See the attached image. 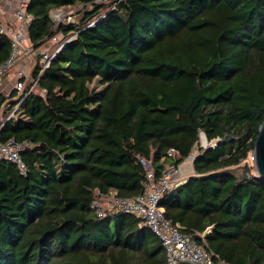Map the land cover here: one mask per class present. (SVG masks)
Listing matches in <instances>:
<instances>
[{
  "label": "trees",
  "instance_id": "1",
  "mask_svg": "<svg viewBox=\"0 0 264 264\" xmlns=\"http://www.w3.org/2000/svg\"><path fill=\"white\" fill-rule=\"evenodd\" d=\"M77 4L92 10L55 27L50 10ZM30 11L36 47L77 35L0 130L2 142L31 143L27 174L0 159V264H164L138 217L96 214L94 190L139 194L142 159L159 175L202 131L221 141L200 148L195 175L164 196L165 214L203 244L210 228L204 245L230 264H264V178L228 171L264 121V0H31ZM10 52L0 36V64ZM17 95L0 92V108L13 110Z\"/></svg>",
  "mask_w": 264,
  "mask_h": 264
},
{
  "label": "built area",
  "instance_id": "2",
  "mask_svg": "<svg viewBox=\"0 0 264 264\" xmlns=\"http://www.w3.org/2000/svg\"><path fill=\"white\" fill-rule=\"evenodd\" d=\"M16 8L12 16L5 21H0V36L7 37L11 42L9 57L0 64V89L4 88L8 79L12 77L13 88L17 91V104L14 108L15 116L27 97L37 88L39 80L44 75L51 61L62 50L64 45L72 40L76 34L65 35L62 31L54 34L48 40L56 42L57 45L36 47L29 36V28L34 19L30 11L31 0H16ZM67 7H56L50 11V16L55 22V27L60 22L65 23L66 18L72 16L66 14ZM93 21L89 26L93 25ZM39 58V60H38ZM35 65L33 70L29 69L31 62ZM40 65L39 71L35 72ZM45 94L46 90L42 89ZM9 117V118H11ZM6 120L0 123V130ZM202 133V132H201ZM31 146L29 141H16L9 139L6 142L0 141V159H7L16 163L22 174H27L28 165L23 159L22 151ZM179 150L171 148L169 156L175 157ZM195 153L190 154L179 164H168L161 174H157L151 162L142 159L147 167V175L142 185V191L132 197L118 195L116 189L102 192L96 188L95 197L91 207L100 217L112 213L133 214L141 220V224L148 227L157 235L166 253L164 264H178L180 261H190L197 264H230L218 254L209 251L205 244V237L210 232L208 228L203 233H198L201 243L195 234L187 232L180 223H174L165 214V207L162 205L164 196L174 187L182 185L193 170L192 162ZM184 165H190L191 171H183Z\"/></svg>",
  "mask_w": 264,
  "mask_h": 264
},
{
  "label": "rangeland",
  "instance_id": "3",
  "mask_svg": "<svg viewBox=\"0 0 264 264\" xmlns=\"http://www.w3.org/2000/svg\"><path fill=\"white\" fill-rule=\"evenodd\" d=\"M68 8V10H66V14L67 15H71L73 17V20L76 22L74 24H79L83 19H84V14L86 11H91L92 10V7L88 6V7H85L84 5L82 4H77V5H73V6H66ZM54 24H56L55 22H53ZM61 23V22H60ZM58 23V24H60ZM77 35V33H75ZM45 45H48V46H53V45H57V43L54 41H50V40H47L42 46L45 47ZM34 61L31 62L30 64V67L29 69H31V71L33 70L34 68ZM39 90V88L36 89V91ZM2 93H5L6 95H10L12 92H14V88H13V84L11 82V86H9L7 89H4L3 91H1ZM14 114V109L13 110H10L9 109V106L8 105H3L2 108H0V123L4 120L8 121L12 115ZM17 114H15L16 116ZM210 142V143H209ZM208 143H206L203 138L199 140V142L194 146V150L192 153H195V155H197L200 151V148L201 147H206L208 148L211 144H212V141H209ZM202 144L204 145H207V146H202ZM248 161L249 164L251 165L252 167V170L253 172H255L256 168H255V164H254V160L252 158V152H250L249 156L247 157V159L243 160L242 163L240 165H244V163ZM192 165H193V162H192ZM235 175H242L243 173V170L241 168H238L237 170H234L233 171ZM190 175H195V171H194V168L191 172V174H189L186 179H188V177Z\"/></svg>",
  "mask_w": 264,
  "mask_h": 264
},
{
  "label": "water",
  "instance_id": "4",
  "mask_svg": "<svg viewBox=\"0 0 264 264\" xmlns=\"http://www.w3.org/2000/svg\"><path fill=\"white\" fill-rule=\"evenodd\" d=\"M65 23L74 24L76 22L73 20V17H71V18H66ZM203 137L205 138L207 142L209 141L207 134L204 131H202L200 135L201 139ZM230 140L231 138L228 136L224 138V141H230ZM220 141H221V138L212 140V144L209 147L210 148L216 147ZM202 146H207V145L202 144ZM252 158L254 160V164L256 168L255 172H253L252 167L248 161H246L244 165H238L236 167L228 169V171L234 174L233 172L234 170L241 168L243 170L242 175H238V176L236 175L239 181H243L251 177L264 178V121L260 125L259 134L254 143V148L252 151ZM178 264H197V263H193L190 261H180Z\"/></svg>",
  "mask_w": 264,
  "mask_h": 264
},
{
  "label": "crops",
  "instance_id": "5",
  "mask_svg": "<svg viewBox=\"0 0 264 264\" xmlns=\"http://www.w3.org/2000/svg\"><path fill=\"white\" fill-rule=\"evenodd\" d=\"M16 4H17L16 0H0V21H5L6 19L10 20L13 10L16 8ZM62 7H66V6H62ZM11 82H13L12 77L8 79L7 84L5 85L4 88L0 89V92L3 91L4 89H7L9 86H11Z\"/></svg>",
  "mask_w": 264,
  "mask_h": 264
},
{
  "label": "bare ground",
  "instance_id": "6",
  "mask_svg": "<svg viewBox=\"0 0 264 264\" xmlns=\"http://www.w3.org/2000/svg\"><path fill=\"white\" fill-rule=\"evenodd\" d=\"M203 140L206 142V143H208L206 140H205V138L203 137ZM182 170L185 172H187V171H191L192 170V167L190 166V165H184L183 167H182Z\"/></svg>",
  "mask_w": 264,
  "mask_h": 264
}]
</instances>
